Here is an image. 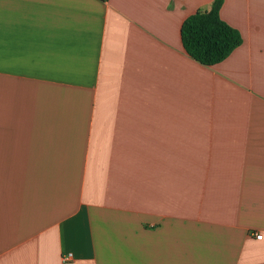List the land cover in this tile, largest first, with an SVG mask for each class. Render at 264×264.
Wrapping results in <instances>:
<instances>
[{"label":"crops","instance_id":"0c3cea01","mask_svg":"<svg viewBox=\"0 0 264 264\" xmlns=\"http://www.w3.org/2000/svg\"><path fill=\"white\" fill-rule=\"evenodd\" d=\"M213 1L0 0V264H264V0L205 65Z\"/></svg>","mask_w":264,"mask_h":264},{"label":"trees","instance_id":"16d2710c","mask_svg":"<svg viewBox=\"0 0 264 264\" xmlns=\"http://www.w3.org/2000/svg\"><path fill=\"white\" fill-rule=\"evenodd\" d=\"M223 2L214 0L209 9L191 14L182 25L184 48L205 65L223 61L243 42L240 31L221 16Z\"/></svg>","mask_w":264,"mask_h":264},{"label":"built area","instance_id":"2783aa9c","mask_svg":"<svg viewBox=\"0 0 264 264\" xmlns=\"http://www.w3.org/2000/svg\"><path fill=\"white\" fill-rule=\"evenodd\" d=\"M256 237L260 239V238L263 237V235L262 234H259V233H256ZM72 258H73V253L72 252L67 253L66 255H63V261H69Z\"/></svg>","mask_w":264,"mask_h":264}]
</instances>
